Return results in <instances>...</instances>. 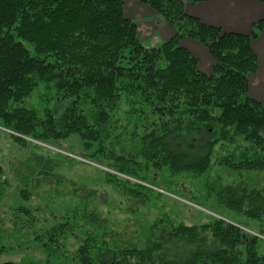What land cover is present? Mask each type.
<instances>
[{
	"label": "trees",
	"instance_id": "trees-1",
	"mask_svg": "<svg viewBox=\"0 0 264 264\" xmlns=\"http://www.w3.org/2000/svg\"><path fill=\"white\" fill-rule=\"evenodd\" d=\"M137 1L171 27L170 39L146 47L137 23L124 15L123 0H0V125L21 146L32 143L27 138L76 135L89 158L147 183L156 182L150 169L199 181L210 171L213 146L237 137L246 146L218 163L264 170V107L249 95L248 82L258 69L252 41L264 30V14L242 34L186 13V2L201 0ZM183 39L208 50L209 72L199 69ZM39 90L41 108L29 101ZM171 137L184 138L186 147ZM126 138L131 149L123 146ZM50 170L44 163L38 174L47 177ZM105 173L137 203L160 195ZM204 191L223 208L255 219L264 214L261 190L211 184ZM76 209L35 235L46 259L21 264H264V225L253 234L210 214L196 224L162 214L126 238L95 208ZM77 229L84 237L68 252L64 240Z\"/></svg>",
	"mask_w": 264,
	"mask_h": 264
},
{
	"label": "rangeland",
	"instance_id": "rangeland-1",
	"mask_svg": "<svg viewBox=\"0 0 264 264\" xmlns=\"http://www.w3.org/2000/svg\"><path fill=\"white\" fill-rule=\"evenodd\" d=\"M42 93V90L36 91L29 99L38 108L45 104ZM118 123L123 124V121L119 120ZM9 132L0 125V180L4 182L0 187V246L6 247L0 253V262L21 264L44 261L47 254L34 239L35 235L62 222L77 207L95 208L102 215H107L113 229L121 234L127 233L126 238L131 237L133 231L139 229L138 226H145L162 214L184 224L203 222L206 214H210L253 234H257L264 225L263 213L255 219L242 211L223 208L215 195L211 198L205 196L204 186L211 184L215 187L239 184L241 187L261 190L264 194V170L233 169L218 163L221 157L238 153L234 150L246 146L241 137H237L234 143L223 141L213 146L210 171L201 176L199 181L183 175L170 178L165 170L156 173L150 169L156 180L152 184L109 168L106 162L92 160L82 149L76 135L45 142L27 138L32 143L21 146L12 140L7 134ZM125 140L122 139L124 148L131 149L132 146L127 143L129 139ZM171 141L180 144V149L186 147L184 138L171 137ZM198 148L192 152L197 153ZM44 163L51 166L50 176L38 174ZM105 171L124 182L144 184L160 192V195L152 202L145 199L137 203L120 193L123 190L109 180ZM19 208L29 209L30 215L22 213ZM83 237L82 229L74 230L73 235L68 234L64 240L66 250L74 251ZM261 247L264 250V244Z\"/></svg>",
	"mask_w": 264,
	"mask_h": 264
},
{
	"label": "crops",
	"instance_id": "crops-1",
	"mask_svg": "<svg viewBox=\"0 0 264 264\" xmlns=\"http://www.w3.org/2000/svg\"><path fill=\"white\" fill-rule=\"evenodd\" d=\"M123 2L124 15L137 23L139 38L146 47L158 46L173 36L171 27L150 7L137 0ZM184 9L208 25L248 34L254 22L264 14V3L259 0H201L186 2ZM181 45L197 57L201 71H210L213 60L204 46L192 39H183ZM252 49L258 59V69L248 77L249 94L264 107V30L252 41Z\"/></svg>",
	"mask_w": 264,
	"mask_h": 264
}]
</instances>
